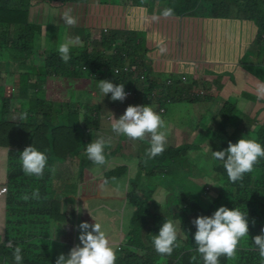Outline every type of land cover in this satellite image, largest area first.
<instances>
[{
  "label": "trees",
  "instance_id": "obj_1",
  "mask_svg": "<svg viewBox=\"0 0 264 264\" xmlns=\"http://www.w3.org/2000/svg\"><path fill=\"white\" fill-rule=\"evenodd\" d=\"M13 1L25 2L26 6L24 9L31 2V0H0V23H7L10 26H12V23H19L15 19L1 20L6 15L5 9L7 7L9 8ZM47 1L67 4L74 0ZM149 2H153L154 4L161 2L166 4L167 8L174 9V14L171 17L236 18L254 22L258 26L257 36L254 41L255 45L259 46L258 52H256V58L259 62L264 58V0H149ZM124 5L134 6V8L143 6L141 0H126L124 1ZM24 9H20L19 11ZM233 11H236V17H230ZM39 31V25L25 23L20 32H15L12 28H7L5 31L0 32V36H2L0 48L9 55V58L4 62L7 66L6 70H0V123L10 122L12 126L9 131L16 128L25 130L26 133L37 130L42 126L44 132L50 134L48 139L54 138L49 145L39 146L50 157V162L45 168L43 178L33 176L27 184L23 182L21 175L17 172V165L20 160V154L30 146L25 144L30 141L32 133H25L28 137L22 138L19 146L16 145L7 150L6 161L8 173L6 181L1 185V188L8 186V191L3 194L5 195V203L11 206L13 213H18L15 216L17 219L11 220L8 225L11 228L14 225L26 228L25 235L19 236L20 231H18L15 233L16 236L12 237V247H8L11 249L10 252H8L9 250L1 249L4 259L9 264H15L13 258L14 249L12 248H15L20 241H24L29 237L33 241L34 237L42 235L49 239L47 240L49 242L47 247L54 245L55 239L52 237L55 235V230H53V226L59 218L58 216H60L61 204L63 201L69 203L75 189L73 178H70V176L81 173L85 166L80 160L76 163L67 161L66 159H72V154L68 153L63 163V178L58 177L59 181L55 182L54 172L50 169L55 168L56 156L62 153L63 144L66 142L68 135L72 137L73 127L78 122H85L86 125L100 124L101 122L102 107L99 104L93 103L89 105L79 94L73 97L72 102L66 103V107L61 104L62 102L57 103L53 100L46 99L43 88L50 77H74L80 78L82 81H85L89 77L91 79V81L89 80L90 86H94L95 81L98 83L99 80H103L104 78L107 80L114 79V81L119 84L123 83L127 87V90L132 94V101L141 102L142 104L147 103L148 105L156 103L159 105L160 111L172 120H175V115L178 112V102H185L186 104L199 102H208L210 104L213 102L208 98V92L204 96L201 95L198 90L200 81L197 79L190 81L186 75H183L186 77V83H184L182 76L180 80L169 77L165 82H161L154 77H148L141 84H137L133 75L123 73L116 75L114 72L115 65L123 67L126 64L136 63L140 66L141 60L137 59V57L142 50L145 51V54L140 55V58L146 56L148 52L146 46L147 32L139 29L117 30L107 34L105 39H103L104 41H111L112 47L121 50V55L111 53L107 55L104 47H97L92 50L86 49L81 52H74L76 50L75 48L74 51L70 50L71 59L65 63L56 49L55 42L52 48L43 52L45 62L41 66H35L37 67L36 73L35 67L32 68L31 72L26 70L25 73H22V65L32 55L34 57L35 47H37L38 43L36 37L39 35ZM252 64L256 63L252 61ZM9 66L15 67L14 72ZM203 67L204 65H195L193 70L197 73ZM262 68V65H260V72ZM7 72H12L15 75L14 83L16 87H13L12 90L11 87L6 88L4 86ZM141 73H144V70L141 69ZM32 75H36V82L34 83L30 80ZM168 80H172L173 83H168ZM179 82L183 83L184 86L178 88ZM19 86L22 88V98L20 96ZM203 87L207 89L205 83H203ZM15 91L18 92V95L13 93ZM155 91H159L161 96L152 98ZM39 93L41 96L36 97ZM187 108L189 109L188 106ZM22 112H27L28 116L26 120L17 118L18 114ZM234 113L233 105L230 102L223 104L219 118L215 117L212 119L209 130H205L209 136H205L206 143L209 146L218 143L217 141L222 140V137L227 133L230 134L228 145L229 142L236 143L239 139L246 136L245 133L249 131L248 128L239 129L238 126H234L230 132H227L230 126L224 124L223 117H227L228 121ZM181 125L185 126L186 124ZM184 130L186 133L187 130ZM85 132L91 134L92 130L91 128L85 127ZM85 132L81 130V142L84 144L92 143L91 139L88 142L83 139ZM112 133L110 130L107 131L108 135ZM255 139L264 146V128L259 132L258 138L256 137ZM71 144L69 142V145ZM118 144L121 146L124 142L118 141ZM222 144H220V147ZM79 146L80 144L78 145L77 143L74 150L81 154L86 153L82 152V148L79 151ZM201 147L202 145L200 143L195 145L193 143H186L177 147L169 146L162 155H158L152 159L147 157L142 159L144 166L141 165L137 173V178L132 179L133 184L135 185L136 183L133 194L136 208L131 219L133 227L128 233L130 236L128 240L125 234L127 242L120 246L119 252L116 254L117 259L115 264H204L202 257L196 251L194 236L197 228L193 224L191 214H187L190 220L188 218H181L176 211H174L173 217H169L170 214L163 213L160 208L162 205L157 202L158 200H155L153 196L154 191L142 190L139 183V180L145 175L156 178L164 177V181L167 184H176V181L169 176L178 167L185 166L184 173L189 178V170L201 169L200 165L207 164L202 166L200 170L198 178H201V176L209 172L206 166L210 164L209 160H213L207 159L205 161L203 159L202 155L206 157V152H202ZM223 147L218 148L216 151L224 150ZM130 149L135 151L136 154H139L141 150L139 142L135 141L133 145L126 146L120 153L123 155L131 154ZM105 153H107V156H113L115 151L107 149ZM108 163L109 170L108 176L104 177L105 182H110L111 179L121 178L125 175L127 170L126 166L113 165L111 160ZM74 164L77 166V169L70 173V167L74 166ZM211 168L215 169L216 175L213 176V180L214 185H218V187L216 194L211 198L210 202H206L205 197L201 199L195 192L188 194L180 193L176 196L178 199L188 202L195 208L193 216L196 215L197 218L204 215V212L207 214L205 216H212L221 206H226L233 210L238 207L242 213L247 214L249 237L242 239L234 259L221 256L219 264H264V259L259 256L258 251L252 250L254 248L252 244L254 243L253 238L261 235V230L264 229V158L259 159V162L254 165L252 172L244 175L243 181H237L236 183H232L228 179L223 162L215 160L214 164H211ZM93 177L94 175L92 174L91 178ZM159 186L161 187V182L160 184L153 185V187ZM34 187H39L38 190L41 198L39 200H22L21 197L23 195L27 194L31 196L32 192L36 191ZM206 189L209 190L208 186ZM51 194H53L52 197ZM15 205L18 208L15 209ZM177 210L183 212L180 206H177ZM45 215L48 216V220L42 223L39 216L45 217ZM74 215L75 213L72 211L71 219H74ZM28 216H30L31 220L26 219ZM67 217L66 215L64 218ZM165 220H172L177 229L183 231L185 234H190V238L187 240L178 237V242L181 244V247L175 248L171 256L158 254L152 243L153 236L159 234L160 228ZM72 226L73 223H70V227L73 229L74 227ZM2 245L3 247L8 246L6 244ZM33 247H37V245L34 244ZM22 255V264H49L35 250L22 252ZM193 256H196L195 260L192 259Z\"/></svg>",
  "mask_w": 264,
  "mask_h": 264
},
{
  "label": "rangeland",
  "instance_id": "obj_2",
  "mask_svg": "<svg viewBox=\"0 0 264 264\" xmlns=\"http://www.w3.org/2000/svg\"><path fill=\"white\" fill-rule=\"evenodd\" d=\"M88 1V0H86ZM110 2V0H108ZM146 1V2H145ZM73 3H77V0L71 1ZM70 2V3H71ZM121 2V0H119ZM141 3L143 6H153V2H149V0H141ZM14 7V10H13ZM141 7V6H138ZM12 8V10H11ZM160 8H164L163 6H160ZM20 10L19 5L17 6V1L14 5L12 3L9 8H6V12H15L17 13ZM79 13L76 12L75 16L78 18ZM230 17H236V11H233L232 15ZM243 21V20H242ZM13 24V23H12ZM65 26V25H64ZM59 28L60 25H58ZM64 28V27H63ZM67 29V27L65 26ZM58 28L55 27V31L57 32ZM78 31L80 33H85L84 36H91L89 35V29L85 26L82 28H78ZM84 36L80 37L81 41L83 42ZM77 36H73L75 38ZM91 39V40H90ZM88 45L91 46V50L94 48H97L94 41L92 42V37L90 38ZM180 42L183 46V48L186 47L188 43V34L186 31H183L181 37H179ZM56 40V39H55ZM55 40L51 39L48 43L49 48H52L55 44ZM56 49L58 48V42H56ZM162 46V44H159V47ZM258 46V45H257ZM256 46V47H257ZM145 51L142 50L140 55L145 54ZM173 53L172 51H167L165 54L162 55V58L167 61V59H174L171 56H168L169 54ZM138 56V58L140 57ZM144 58H140L141 64L140 69L144 70V75L146 77V80L148 77L153 78L151 74L152 65L150 60L148 59L149 54H146ZM4 56V58H3ZM9 58V55L6 51H2L0 49V70L4 71L6 70L7 66L4 64V62ZM29 61H33V55L31 58H29ZM27 62L24 63L25 68H23L22 73H25L26 70L29 72L32 71L31 66L32 64H27ZM34 63L37 65H43V60H41L38 56H35ZM170 64V65H168ZM173 61H169L166 64V67L172 68L175 66ZM11 70L14 72L15 67L9 66ZM164 69L162 73L159 74V76L156 78L157 80H160L161 82H165L169 77L180 80L183 75H186L187 78L192 81L193 79H196V73L193 70L192 65H186L183 68H180L179 70L173 71L170 69ZM11 73V72H10ZM21 77V76H20ZM201 80L211 81V79H208L207 76L201 75ZM52 79H48L46 82L44 89V97L48 100H53L57 103H61L63 101H70L73 99V93L75 91L74 88H82V87H88L90 81L89 80H78L75 81L74 77H69V79H66L64 77H56L52 76ZM36 75H32L30 80L32 83L36 82ZM56 79V80H55ZM87 79V78H86ZM14 76L11 77L9 73L6 74V81L4 86L6 88L11 87V90L13 87H16L14 83ZM80 83L78 86L76 83ZM187 81H184L186 83ZM131 83V82H130ZM97 86V82L95 81L94 87ZM184 86L183 83L178 84V88ZM199 88H201L199 86ZM21 89V90H20ZM20 96L21 98L23 95L21 94L22 88L19 86ZM15 95H18V92H13ZM41 94L39 93L36 95V97H40ZM155 96H161L159 91H155L152 98ZM101 98V102L105 101V97L99 95ZM226 99V98H225ZM249 99L246 97H240L237 99V101H228V100H220L219 98H215L213 102L208 104V102H199V103H193L192 104V111H189L185 102H178L179 105V112L181 114V120L179 122H175L172 120L171 122L167 121V117L160 111L159 105L156 103L150 104V106L153 107V109L161 115V117L165 120L167 125V149L169 146H181L186 143H193L202 145L201 149L202 152H206V157H203V159L206 161L207 159H213L212 157V151H216L220 144H222V140H218V143H214L213 146H209L207 144V140L205 138L209 137L205 130H209V127L212 123V119L219 118V113L221 112V108L223 107V104L226 102H230L233 104V111L234 112H240L241 115L239 117V124L244 125L243 128H248V132L246 134V139H251L253 137H257L259 135V132L261 131L260 125H255L256 120H252L247 116V105L246 102H248ZM148 105L147 103L141 104L137 103L132 106H145ZM128 106L125 104L116 105V104H110V109L108 112H112L116 119H119L121 115L124 114L126 108ZM169 115V114H168ZM171 116V115H170ZM169 116V117H170ZM14 117H16L14 115ZM84 121V119H82ZM223 122L226 126H228L227 117H223ZM181 124H186L185 126H182ZM186 129V133L185 130ZM10 122L7 123H0V188L4 181H6L7 177V161H6V155L7 150L10 149V147L13 146H19L20 141L22 138H27L28 136L26 134L32 133L30 141H28L25 145H33L34 147H39L43 145H49L51 143V140L48 139L50 134L44 132V128L41 126L37 130L30 131L26 133L25 130L16 129L14 128L12 131H8L10 129ZM85 127L91 128L92 132L91 134L85 132ZM34 128V127H33ZM74 128V133H79V135L69 137L66 139V142L62 146V153L60 154V161L56 163V182L59 181V178H63L64 176V168L63 163L65 162V159L67 157L68 153L72 154V159H66L70 163H76L78 160L82 161V164L85 166V168L82 170L81 173L73 174L70 176V178H73L74 183V191L71 195V198L69 200V203L66 207V212L68 217L64 219V221L60 224L54 223L53 230H55V235H53L54 245L51 247H47V244L49 242L46 237L42 235H38L34 237V240L31 241L30 237L27 238L24 241H20L17 246H20L22 248V252L25 251H32L35 250V252L40 255L46 263L49 264H56V260L60 256V254H64L67 256L70 252V250L75 247L76 245L80 244L79 241V235L80 231L78 230V225H80L82 222H88L89 224L95 223L92 216L96 219L97 222L102 224V230H104L110 241L112 242L113 247L115 248L116 254L119 252L120 246L127 242V240L130 238L129 231L133 227L131 223L132 214L136 208L135 202L133 199V194L136 188L135 185L131 182V177L134 179L137 178V173L140 170L141 165H143V160L146 155V150L150 147L148 140L140 141L136 140L140 144V152L139 154H127V155H115L111 159V163L113 165L117 166H126L127 170L125 172V175L121 178L117 179H111L110 182H105L104 177L108 176V170H109V163L110 157L106 156L107 164L105 166H97L94 165L86 156V154H81L79 152H76L74 150V147L80 144L78 150L80 151L81 148L83 149L82 152H86L87 144H84L81 142V130H84V140L88 142V140H92V142L96 139H98V136L105 137L106 132L105 128L102 124H90L86 125L85 122L81 123L78 122ZM239 129L241 127H238ZM26 133V134H25ZM244 134V133H243ZM26 135V136H25ZM89 136V137H88ZM230 134L227 133L223 137V144L220 148L226 149L229 141ZM52 137V136H51ZM113 137L116 138L118 141H124V140H130L129 138L123 136V135H117L116 133H113ZM134 142L133 140H130ZM69 142L72 143L69 145ZM127 142V141H126ZM128 145L131 143L127 142ZM82 146V147H81ZM115 147H118V144L115 145V143L109 144L105 146V150L109 149L112 150ZM219 148V149H220ZM210 164L206 166L208 168L207 173H205L201 178H198V175L200 173V170L202 169V166L207 165H200L201 169H191L189 178L186 177L184 173L185 166H180L177 169L174 170V172L169 176L171 179H174L176 181V184H167L164 181V177L156 178V177H149L143 175L142 178L139 180L141 189L146 190H153V196L158 202L162 205L160 208L163 213H169V217H173L174 211L177 212V214L181 218H188V213L191 214L192 220L196 219L197 216H193V212H195V208L189 204L188 202L183 201L182 199H178L176 196L180 193H191L195 192L199 197L206 199V202H210L211 198L216 194V189L218 185L214 186L211 184H206L208 182H211L214 184L213 176L216 175L215 169L211 168V164L215 162V159L209 160ZM197 162V161H196ZM72 165V164H71ZM144 166V165H143ZM214 166V165H213ZM77 169V166L74 164V166L70 167V173L75 171ZM17 172L21 175V178L23 179V182L25 184L29 183L33 176L25 175L22 171V165L19 160L17 165ZM145 173V172H144ZM94 175L93 178H91V175ZM91 178V179H90ZM133 182V181H132ZM161 187H153L154 184H160ZM153 184V185H151ZM205 185L208 186V189H206ZM39 187H34L35 190H37ZM2 189V188H1ZM0 189V190H1ZM175 192V195H174ZM6 193V192H4ZM4 193H0V264H9L3 257V254L1 252L2 250H9L10 248L3 247L2 244L8 245L9 241L13 240L12 237L16 236L15 233L20 231L19 236L26 234V228L25 227H19L17 225H14L12 228L8 225V223L11 220L17 219L15 216L18 215V213H13L11 210V206L7 205L5 203V195ZM168 194V195H167ZM53 194H51L52 197ZM62 195V194H61ZM123 197H126L123 198ZM67 199V198H66ZM68 201V199H67ZM86 205L87 208L84 207ZM177 206H180L183 212H179L177 210ZM202 206V205H201ZM18 208L17 205H15V209ZM79 212H78V211ZM72 211L75 213L74 219H71ZM207 215L206 212H204L205 216ZM39 218L42 220V223H45L48 220V216H39ZM27 220H31L30 216L26 217ZM24 220V219H23ZM190 220V219H189ZM70 223H73L74 227L73 229L70 227ZM8 225V226H7ZM10 230L8 232V230ZM91 230V229H90ZM178 230V237H180L183 240H187L190 238V234H185L183 231ZM127 235V240L126 236ZM37 245V247H33ZM82 246V245H81ZM7 248V249H6ZM14 249V248H12ZM54 261V262H52Z\"/></svg>",
  "mask_w": 264,
  "mask_h": 264
},
{
  "label": "crops",
  "instance_id": "obj_3",
  "mask_svg": "<svg viewBox=\"0 0 264 264\" xmlns=\"http://www.w3.org/2000/svg\"><path fill=\"white\" fill-rule=\"evenodd\" d=\"M124 1L126 0H121V2L119 0H110V2L108 0H77V3L63 4L47 0H31L26 9H24L25 2H17V6L19 5V8L24 10L9 13L5 9L6 15L1 20L15 19L19 23H13L10 26L2 22L0 23V32L5 31L7 28L20 32L25 23L39 25L40 31L36 37L38 43L35 47L33 61L27 62V64L33 65L31 67H35L37 66L34 63L35 56L43 60V63L45 62L43 52L49 50L48 43L51 39H56L54 42H58V45L66 39L73 38V36H79L82 39L85 33H80L78 28L83 26L89 29V35L91 36H84L83 45L72 47L71 51H74L75 48L77 52L91 49L92 47L87 42L92 37V42L94 41L97 47H104L107 55L109 53L120 55L121 50L112 47L111 41L103 40L107 34L123 29L146 31L147 54H149L148 59L152 65V77L156 79L164 69L168 68L166 64L169 61H173L175 64L174 67L168 68L173 71L186 65H192L193 67L199 64L204 65L203 69L196 73V79L200 81L201 88H199V91H208V98L212 101L215 98L224 101H237L240 97L248 98L249 101L246 102L247 116L251 121L256 120L255 125H260L261 130L264 128V100H258L255 92L256 83L258 81L264 82V58L260 62L256 58L259 46L256 47L254 41L258 26L254 22L242 21L236 18H200L192 16L165 18L161 15L163 10L167 8L164 3L157 2L153 4L154 8L151 6L134 8V6L124 5ZM11 3L15 4L16 1ZM160 6L164 8L161 9ZM68 8L72 9L74 16L76 12L79 13L76 26L65 25L61 18L63 11ZM154 16L159 17V19H152ZM55 27L58 28L57 32ZM183 31L188 34V43L185 48H183L179 39ZM1 39L2 36H0ZM159 44L166 47L167 51H172L173 53L168 56L172 55L174 59L165 61L159 52L161 47H159ZM137 59H140V57H137ZM252 61L256 64H252ZM260 65L263 67L261 72L259 71ZM36 72L37 67H35ZM9 75L14 76L15 79L12 72ZM201 75L207 76L211 81L203 80L202 82ZM74 80L80 81L82 79L74 78ZM86 80H90L89 77ZM141 83V80L137 81V84ZM203 83L206 84L207 89L203 87ZM76 84L78 86L80 83ZM74 89L73 97L79 94L89 105L94 104L95 101L100 103L96 97H93V88L77 87ZM72 100L63 101L61 104L66 107V103L72 102ZM186 106L189 107V111H192V104ZM240 115V112H235L232 118L228 120V126L230 127L227 132H230L234 126L246 129L243 128L244 125L239 124ZM180 118L181 114L178 110L174 121L179 122ZM166 119L168 122L172 121L171 118ZM132 179L133 177H131V185L133 183ZM123 198L126 199V197ZM67 205L66 201L61 204L60 216L57 219L61 223L67 215Z\"/></svg>",
  "mask_w": 264,
  "mask_h": 264
},
{
  "label": "clouds",
  "instance_id": "obj_4",
  "mask_svg": "<svg viewBox=\"0 0 264 264\" xmlns=\"http://www.w3.org/2000/svg\"><path fill=\"white\" fill-rule=\"evenodd\" d=\"M173 14L174 9L172 8H166L161 13L165 18L171 17ZM61 18L67 26L72 27L78 24V18L72 14L71 8L64 10ZM152 19L158 20L159 17L154 16ZM77 45H83L79 36L66 39L63 43L58 45L57 51L63 62H69L71 59L70 50ZM74 52H77V49ZM159 52L163 55L167 52V48L161 46ZM123 67L115 65V74H126L125 72L117 73L115 71L116 68L122 69ZM139 71L141 72L140 67ZM126 75L132 76L133 74ZM134 78L136 82L139 80L138 77ZM178 84H180V82ZM87 88H93V97H96L100 101V103L95 101L94 104H99L102 107L100 124L104 126L107 136V138L100 137L92 143L87 144L85 154L94 165L105 166L107 164L105 146L111 144V142L115 143V145L118 144V140L113 137V133L123 135L134 142L136 140H148L150 147L146 150L145 155L149 159L163 154L167 144V125L165 120L153 109L152 106H132L141 102L132 101V94L127 90V87L124 86L123 83L119 84L114 81V79L107 80L104 78L103 80L98 81L96 87L89 85ZM206 92L208 91L204 90V93H201V95L204 96ZM255 92L258 100H264V82L258 81L256 83ZM99 95L106 98L104 102H101ZM113 103L120 106L121 104L128 106L119 119H116L112 112H108L110 104ZM27 116V112H22L18 114L17 118L26 120ZM10 126H12L11 123ZM108 130L113 133L108 135ZM78 134L79 133H74L73 128L72 136ZM69 137L70 136L68 135L67 139ZM130 140H124L123 145L119 146L118 144V147L112 149L115 151L113 156L123 155L120 152L126 146H129L127 142L131 143L130 145L134 144V142ZM130 152L131 154H136V152L131 149ZM113 156H109L110 160ZM212 157L215 160L223 162V167L226 170L228 179L232 183H236L237 181H243L244 175L252 172L254 165L259 162V159L264 158V146L257 142L255 137L251 139L243 137L236 143L229 142L228 147L224 150L212 151ZM60 160V154H57L55 168L53 167L50 169L54 172V178L56 163ZM20 161L22 171L25 175L35 176L42 179L45 168L50 162V157L45 150L31 145L20 154ZM206 184L214 185L211 182ZM40 198V192L38 189L32 192L31 196L25 194L21 197L24 201L30 199L39 200ZM84 207L87 208L86 205H84ZM92 218L95 221L94 225L89 224L88 222H82L78 225V230L80 231V244L73 247L67 256L63 253L60 254L56 260V264H115L117 259L115 248L113 247L107 233L102 230V224L97 222L93 216ZM60 223L59 220L56 221V224ZM253 223L255 222L253 221ZM193 224L197 228L194 236L196 251L202 257L204 264H219L221 256H225L228 259H234L242 239L249 237V222L247 214L242 213L238 207L233 210L226 206H221L212 216L202 215L194 219ZM261 231V235H257L253 238L254 243L252 244L254 245V248L252 250L258 251L259 256L264 259V229ZM152 243L158 254L171 256L175 248L181 247V244L178 242V230L175 223L172 220H165L160 228L159 234L153 236ZM8 246L12 247L11 241H9ZM13 258L15 264H22L23 255L20 246H15ZM192 259L195 260L196 256H193Z\"/></svg>",
  "mask_w": 264,
  "mask_h": 264
},
{
  "label": "built area",
  "instance_id": "obj_5",
  "mask_svg": "<svg viewBox=\"0 0 264 264\" xmlns=\"http://www.w3.org/2000/svg\"><path fill=\"white\" fill-rule=\"evenodd\" d=\"M115 71L117 73L125 72L126 74H133L134 77H138L139 80H146L145 75L139 71V66L136 63L130 64V65L127 64L122 69L121 68H116ZM182 79L186 80V77L183 76ZM167 82L168 83H173L172 80H168ZM201 93H204V90L201 91ZM7 191H8V187L7 186H4L1 189V193L7 192Z\"/></svg>",
  "mask_w": 264,
  "mask_h": 264
}]
</instances>
